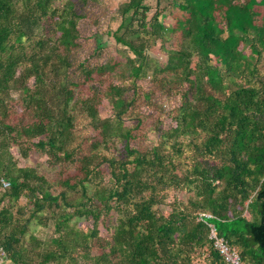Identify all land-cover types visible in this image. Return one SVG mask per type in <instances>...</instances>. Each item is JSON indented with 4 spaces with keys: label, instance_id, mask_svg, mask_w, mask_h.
Returning a JSON list of instances; mask_svg holds the SVG:
<instances>
[{
    "label": "trees",
    "instance_id": "obj_1",
    "mask_svg": "<svg viewBox=\"0 0 264 264\" xmlns=\"http://www.w3.org/2000/svg\"><path fill=\"white\" fill-rule=\"evenodd\" d=\"M58 1L0 0L6 264H223L210 226L241 264H264V0H170L171 25L128 0L112 38L132 58L93 66L77 26L96 0Z\"/></svg>",
    "mask_w": 264,
    "mask_h": 264
},
{
    "label": "rangeland",
    "instance_id": "obj_2",
    "mask_svg": "<svg viewBox=\"0 0 264 264\" xmlns=\"http://www.w3.org/2000/svg\"><path fill=\"white\" fill-rule=\"evenodd\" d=\"M66 0H59L57 4L60 2L63 3ZM128 0H96L91 2L86 9V17L78 22V32L80 35V42L82 46L77 50L78 58L81 60H89L93 64H101L109 61L111 58L117 59L122 57H130L132 55L130 52L124 50L123 47L116 45L113 38L112 33L120 24V17L116 13V10L120 5L127 2ZM146 5L150 7V11L148 13V18L155 12H160L166 16L165 23L168 25L173 24V16L171 14L172 8L170 5V0H145ZM94 34H97L101 39V42L105 45L102 51H99L97 54H92V49L95 46L96 38H91ZM89 40H84L88 39ZM160 46L159 42L154 43L148 49L150 54H157L158 48ZM164 57H161L159 61H163ZM77 96L85 97L91 94L89 87L86 83L80 84L78 89L76 90ZM18 94L17 92L11 93L12 103L18 102ZM165 108L167 109V104H165ZM16 115L20 116V112L18 109L13 110ZM101 116L105 117L107 115V110L104 107L100 108ZM168 122V121H166ZM148 127V126H146ZM144 129V134L146 135L145 143L148 146H152L156 142V132L153 130V127L148 131ZM11 153L14 159L17 161L19 167H35L37 171L46 176L48 180L53 179L54 170L50 166H48L46 158L39 154L33 153L27 159H24L20 156L17 148H12ZM183 197V196H182ZM75 221V220H74ZM78 226L82 225V220L77 221ZM100 229V233L102 236L105 235V231ZM35 234L40 238H49L52 235L51 225L48 227H36Z\"/></svg>",
    "mask_w": 264,
    "mask_h": 264
},
{
    "label": "built area",
    "instance_id": "obj_3",
    "mask_svg": "<svg viewBox=\"0 0 264 264\" xmlns=\"http://www.w3.org/2000/svg\"><path fill=\"white\" fill-rule=\"evenodd\" d=\"M2 189L8 187V183L1 181ZM209 214H199L197 219L205 221L211 219ZM209 240L212 243L213 249L221 256L223 264H241L238 253L235 249L230 248L223 239L219 238L213 226H210ZM0 264H6L4 260V253L0 249Z\"/></svg>",
    "mask_w": 264,
    "mask_h": 264
}]
</instances>
